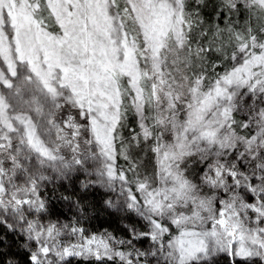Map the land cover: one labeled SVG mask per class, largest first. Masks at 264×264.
<instances>
[{
    "label": "snow or ice",
    "instance_id": "6c2138e0",
    "mask_svg": "<svg viewBox=\"0 0 264 264\" xmlns=\"http://www.w3.org/2000/svg\"><path fill=\"white\" fill-rule=\"evenodd\" d=\"M0 264H264V0H0Z\"/></svg>",
    "mask_w": 264,
    "mask_h": 264
},
{
    "label": "trees",
    "instance_id": "16d2710c",
    "mask_svg": "<svg viewBox=\"0 0 264 264\" xmlns=\"http://www.w3.org/2000/svg\"><path fill=\"white\" fill-rule=\"evenodd\" d=\"M93 224L96 228H112L116 227V218L107 217L103 212L101 213L100 219L97 221H93Z\"/></svg>",
    "mask_w": 264,
    "mask_h": 264
}]
</instances>
